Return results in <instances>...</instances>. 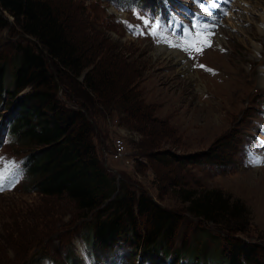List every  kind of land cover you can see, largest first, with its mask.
<instances>
[{
    "label": "rangeland",
    "instance_id": "1",
    "mask_svg": "<svg viewBox=\"0 0 264 264\" xmlns=\"http://www.w3.org/2000/svg\"><path fill=\"white\" fill-rule=\"evenodd\" d=\"M54 3L63 8L77 38L91 36L104 47L117 49L124 61L122 76L138 78L135 91L144 109L113 114L108 123L101 121L105 139L98 143V152L104 166L116 177V184L127 175L136 189L180 213L170 242L174 249L187 251L200 233L212 236L206 255L195 258L201 262L211 261L209 255L219 257L218 243L223 247L225 237L219 227L188 212L184 199L189 192L219 189L230 199L243 201L249 209L248 227L234 235L256 242L264 253V164L249 163L248 155H264V146L258 144L264 141V84L260 81L264 77V0H174L171 9L159 15L143 10L139 4L128 5L125 13L108 0ZM238 16L243 20H236ZM153 17L166 27L165 35L173 44H183L186 32H207L211 46L201 54L190 55L181 47L157 42L143 24V19ZM125 18V22L120 21ZM23 38L34 40L22 32L13 16L0 10V64L9 70ZM173 49L186 57L188 65L177 63ZM13 108L10 99L0 108V132ZM120 136L125 138L130 163L111 158L114 140ZM168 152L186 162L171 160ZM220 155L223 158L214 159ZM12 156L19 155L12 153L10 146L0 148V158L17 165ZM14 171L19 174L17 168ZM17 182L18 175L14 184L0 190V228L6 223L17 229L14 234L10 232L13 244L7 254L0 252V264H76L73 258L77 264H85L93 212H79L67 199L48 203L41 195L26 192L23 184L17 186ZM28 209L36 210L37 215L20 228L18 219L9 216ZM33 236L40 240L24 245L23 241ZM124 249L127 264H145L138 246ZM171 257L175 255L159 256L151 264H162Z\"/></svg>",
    "mask_w": 264,
    "mask_h": 264
},
{
    "label": "trees",
    "instance_id": "2",
    "mask_svg": "<svg viewBox=\"0 0 264 264\" xmlns=\"http://www.w3.org/2000/svg\"><path fill=\"white\" fill-rule=\"evenodd\" d=\"M113 1L121 6L137 2ZM150 3L154 0L146 2L152 7ZM162 9L158 5L154 11ZM0 10L13 16L22 32L34 39L23 38L17 44L12 70L0 64V108L8 99L14 104L3 137L12 153L23 159L19 186L23 184L26 192L37 193L48 203L67 199L77 211L93 212L90 248L101 251L88 249L92 264H127L126 246H138L148 260L162 255L187 256L193 261L204 257L212 236L198 234L187 251L171 247L180 213L136 189L127 175L117 185L100 158L98 145L105 139L101 121L108 123L113 114L144 109L135 91L137 76L121 74L122 55L91 36L77 38L54 0H0ZM168 155L173 161L186 162L172 152ZM189 193L184 199L187 211L219 227L225 237L223 247L218 243L219 257L209 255L211 262L221 264L224 254V264H264L259 244L234 235L250 222L243 201L230 199L219 189ZM29 211L9 217L18 219L21 228L37 215L36 210ZM12 225L0 228L4 255L13 244L10 232H17ZM37 239L33 236L23 242L31 246Z\"/></svg>",
    "mask_w": 264,
    "mask_h": 264
},
{
    "label": "snow or ice",
    "instance_id": "3",
    "mask_svg": "<svg viewBox=\"0 0 264 264\" xmlns=\"http://www.w3.org/2000/svg\"><path fill=\"white\" fill-rule=\"evenodd\" d=\"M143 24L149 29L150 34L156 39L157 42L168 43L170 46L181 47L184 51L189 52L191 55L193 52L201 54L205 47H209V33L207 32H186L185 42L183 44H173L172 41L165 35L166 27L162 26L159 20L154 17L151 19H143ZM131 27V26H130ZM193 27H196L195 25ZM139 34H144L140 32ZM204 67L203 65H198ZM258 144L264 146V141H258ZM249 163L254 165L264 164V155H256L254 152H249ZM18 166L14 162H6L3 158H0V190H3L5 186H11L15 183L18 173L14 171Z\"/></svg>",
    "mask_w": 264,
    "mask_h": 264
},
{
    "label": "built area",
    "instance_id": "4",
    "mask_svg": "<svg viewBox=\"0 0 264 264\" xmlns=\"http://www.w3.org/2000/svg\"><path fill=\"white\" fill-rule=\"evenodd\" d=\"M127 157V145L124 136L115 138L114 148L111 153V158L114 161H121L125 163H130Z\"/></svg>",
    "mask_w": 264,
    "mask_h": 264
},
{
    "label": "bare ground",
    "instance_id": "5",
    "mask_svg": "<svg viewBox=\"0 0 264 264\" xmlns=\"http://www.w3.org/2000/svg\"><path fill=\"white\" fill-rule=\"evenodd\" d=\"M243 1V0H242ZM224 3L225 4H229V2H225L224 1ZM235 4V3H234ZM236 5V4H235ZM241 8V7H240ZM241 10H243V9H241ZM244 11H246V10H244ZM243 12V11H242ZM231 14V13H230ZM236 14V13H235ZM242 14V13H241ZM245 18V17H244ZM247 18V17H246ZM240 20V19H242V18H240L239 16H238V18L236 17V20ZM243 20V19H242ZM264 32V31H263ZM215 45V44H214ZM215 49V48H214ZM174 51H172V55L176 58V60H177V63L179 64V65H188V63H187V61H186V57L179 51V50H177V49H173ZM169 55V54H168ZM173 58V57H172ZM168 59V58H167ZM175 61V60H174ZM181 68V67H180ZM217 74V73H216ZM235 77V76H234ZM244 80H246V77L244 76ZM226 81V80H225ZM260 81H262V83L264 84V77L263 78H261V80ZM236 83H239V81H238V79L235 81ZM246 83H247V81L244 83V84H242V86L241 87H243V89L244 88H246ZM244 95V94H243ZM227 96V95H226Z\"/></svg>",
    "mask_w": 264,
    "mask_h": 264
}]
</instances>
